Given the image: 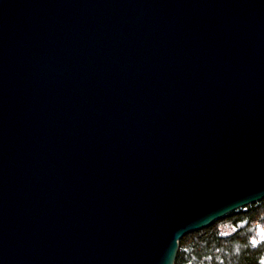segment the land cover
<instances>
[{"label":"water","instance_id":"95a60500","mask_svg":"<svg viewBox=\"0 0 264 264\" xmlns=\"http://www.w3.org/2000/svg\"><path fill=\"white\" fill-rule=\"evenodd\" d=\"M264 199V0H0V264H175Z\"/></svg>","mask_w":264,"mask_h":264},{"label":"trees","instance_id":"16d2710c","mask_svg":"<svg viewBox=\"0 0 264 264\" xmlns=\"http://www.w3.org/2000/svg\"><path fill=\"white\" fill-rule=\"evenodd\" d=\"M175 264H264V199L186 234Z\"/></svg>","mask_w":264,"mask_h":264}]
</instances>
